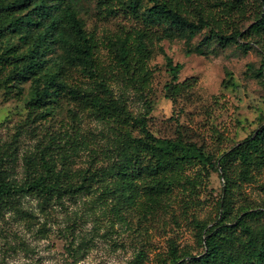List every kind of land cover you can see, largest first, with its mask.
<instances>
[{
	"label": "rangeland",
	"instance_id": "obj_1",
	"mask_svg": "<svg viewBox=\"0 0 264 264\" xmlns=\"http://www.w3.org/2000/svg\"><path fill=\"white\" fill-rule=\"evenodd\" d=\"M178 1L194 18L200 12L217 15L222 33L240 30L243 35L238 43L229 45L216 40L204 43L215 28L213 24L191 41L178 34L172 39L154 37L149 42L153 53L147 75L134 79H128L116 63L112 43L120 36L145 30L143 20L126 12L120 0H108L113 11H105L99 0H78V10L97 41L96 54L114 96L127 101L135 117L146 116L156 137H181L217 160L264 124V76L254 74L264 63V35L248 32L260 14L261 2L245 0L244 6L229 15L222 4L227 0ZM151 4L144 0L142 6ZM152 30L155 35L162 27ZM167 57L183 66L177 81L168 69ZM73 76L71 82L89 85L90 80L82 74ZM175 83L182 84V91L172 95L168 87ZM20 87L24 96L5 94L0 87V169H9L21 180L26 156L48 145L52 149L56 144L65 145L75 136L82 145L76 153L69 151L74 169L106 163L102 150L110 144L112 123L65 99L52 116L28 118L30 82ZM67 148L53 150L65 152ZM214 170L193 165L188 174L195 178V187L187 185L188 190L177 191L154 216L144 218L136 212L127 222L119 220L110 208L94 205L91 196L66 199L50 211L28 196L22 209L25 214L32 213L31 217L15 212L0 216V264H160L162 257L168 258L172 243L180 252L202 253L196 220L208 227L215 225L222 205L229 206L230 218L245 210H264V167L253 170L254 178L246 181L238 174V164L232 165L231 193L225 191L229 185L221 169ZM140 250L146 253L143 261L136 258Z\"/></svg>",
	"mask_w": 264,
	"mask_h": 264
},
{
	"label": "trees",
	"instance_id": "obj_2",
	"mask_svg": "<svg viewBox=\"0 0 264 264\" xmlns=\"http://www.w3.org/2000/svg\"><path fill=\"white\" fill-rule=\"evenodd\" d=\"M143 1L120 0L126 12L146 25L145 30L120 36L112 43L116 63L128 79L147 75V63L153 53L149 42L154 37L172 39L178 34L191 41L213 24L216 29L212 28L204 43L216 40L229 45L238 43L243 35L240 30L230 35L222 33L221 19L214 13L200 12L197 18L192 17L181 1L149 0L152 4L144 8ZM260 2V14L248 28L256 35H264V0ZM99 4L105 11H113L108 0H99ZM222 4L224 13L231 15L245 5V0H227ZM154 27H162L161 32L157 30L154 35ZM97 47L95 37L80 17L78 0H0V87L5 94L24 96L20 84L30 82L28 118L52 116L65 99L112 123L110 144L102 150L106 159L102 166H71L69 151L76 153L82 145L75 136L65 145L56 144L53 148L68 147L65 152H54L48 145L26 156L21 180L9 169H0V216L15 212L31 217L32 213L25 214L22 209L23 199L28 196L38 200L46 211L66 199L91 196L94 205L110 208L119 220L127 222L128 216L136 212L149 218L169 204L177 191L188 190L187 185L196 186L195 178L188 174L193 165L216 172L221 169L229 185L225 191L230 193L232 165L238 164V174L246 181L254 178L253 170L264 167V124L217 160L181 137H156L146 116L135 117L127 108V101L114 96L107 72L98 60ZM166 60L173 80L177 81L182 64L174 63L171 57ZM75 72L87 77L89 85L71 82ZM254 74L264 76V63ZM181 87L182 84L175 83L168 89L177 95ZM73 114L77 116L76 111ZM133 129H138V133ZM228 210V205H222L220 220L211 227L193 221L197 241L204 247L202 253L180 252L178 245L172 243L168 258L162 257L160 264H264V210H245L232 218ZM136 258L143 261L145 251L140 250Z\"/></svg>",
	"mask_w": 264,
	"mask_h": 264
}]
</instances>
